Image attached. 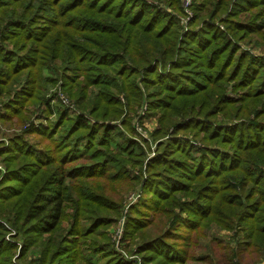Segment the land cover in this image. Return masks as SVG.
Returning <instances> with one entry per match:
<instances>
[{
	"label": "trees",
	"instance_id": "16d2710c",
	"mask_svg": "<svg viewBox=\"0 0 264 264\" xmlns=\"http://www.w3.org/2000/svg\"><path fill=\"white\" fill-rule=\"evenodd\" d=\"M153 1L0 0V100L2 116H7L2 120L24 119L29 106L57 116H48V128L30 130L39 141L17 136L2 153L8 172L0 184V264H14L17 249L5 240L7 226L24 239L18 254L22 262L35 256L31 264H118L110 262V247L100 240L110 220L93 202L86 182L121 180L127 176L122 156H145L128 139L126 145L111 139L119 135L114 123L130 116L119 97L127 99L129 112L143 99L141 75L150 107L159 112L155 134L164 137L173 129L148 164L149 174L159 178L156 183L189 188L199 181L196 172L209 177L201 185L203 198L197 190L193 199L183 201L188 210L198 205L202 220L210 208L201 199L211 201L215 177L227 188L221 202L228 205L245 208L254 196H264V57L249 56L237 45L264 44V0H195L185 34L179 20ZM168 4L184 13L180 0ZM197 65L212 70L207 82L202 73L192 72ZM59 81L80 115L71 118L56 94L45 96ZM231 82L236 99L226 95ZM224 108L226 121L213 124L212 115ZM190 133L194 138L183 141ZM208 138L217 147L203 143ZM180 154H198L190 162L193 169L183 173L190 177L187 183L172 174L188 167ZM228 186L249 191L243 197ZM250 204L256 212L248 219L259 207L257 201ZM254 229L264 231V226ZM153 240L146 247L160 243L154 250L166 260L146 253L148 263H185L165 239Z\"/></svg>",
	"mask_w": 264,
	"mask_h": 264
},
{
	"label": "rangeland",
	"instance_id": "374dc122",
	"mask_svg": "<svg viewBox=\"0 0 264 264\" xmlns=\"http://www.w3.org/2000/svg\"><path fill=\"white\" fill-rule=\"evenodd\" d=\"M169 1L155 0L152 3L176 17L182 27V33H187L190 30V21L194 17L192 7L189 10L183 8L184 13L181 15L169 6ZM180 5L183 7L182 0H180ZM225 17L226 15L223 19ZM219 23L217 22L216 25L221 30H225L224 25ZM246 43L239 42L237 45L249 56L257 59L264 57L263 43ZM191 45V42H189V46ZM211 71L210 68L204 65H197L192 70L198 75L202 73V76H204L203 82L208 81L207 75ZM137 80L138 86L143 93V99L141 101L140 98L141 103L134 104L131 108L132 111L129 112L127 99L124 96V99L121 96L119 97L121 104L127 106L126 114H130V116L129 118L124 116L117 123H114L118 127L115 131H118L119 135L117 137H115L116 135H111V139H117L122 145L129 144L128 139L132 142L131 147L135 150L142 149L145 152V156L139 158L137 153L130 157L122 156L124 160L123 167H125L124 173L127 176H123L121 180L107 181L106 179L95 178L89 184L86 182L87 187L95 195L93 202L103 207V212L110 220L104 226L105 237L100 238L101 241H106L110 247L109 250L112 253L110 262L116 260L118 264H156V261L147 262L146 253L155 254L157 259L166 260L154 250L155 248H160V243L146 247V243L155 242L153 239L160 237V239H165V245L172 247L173 251L179 252L180 256L185 260V263L179 264H264V231L262 229H254L256 225L264 226V196H254L245 208L228 205V202H221V195L227 188L223 189V184H220L218 178L215 177L210 182L217 189L208 194L211 201L201 199L202 203L210 208V213L205 220H202V211L201 209L199 210V206H191L190 210H188L183 208V201L193 199L197 190L200 198H203L204 192L201 191V185L206 184L209 177L199 175L196 172L195 174L199 177L198 182L192 184L189 188L184 186L176 188L172 184L170 186H160V184L156 183L159 179L155 176L157 174H149L148 164L154 159L158 144L171 139L173 129H170L168 135L164 137L155 134L160 129L159 112H153L150 107L148 90L144 87V75L139 76ZM190 84L188 83V85ZM61 86L62 83L59 81L55 86L48 89L45 96L52 97L56 94L58 102H61L62 106L69 110L71 118L80 115V108L62 92ZM233 86L234 83L231 82L226 87V95L231 99H236L239 94L234 93ZM155 88L156 86H153L151 89ZM216 93H219V91H216ZM0 106L1 184L8 172L2 153L10 149V140L23 135L28 141L36 143L39 139L30 130L38 131L42 128H48V116L51 117V120L57 116L56 114L48 115L44 112V107L39 110L37 107L29 106L26 108L28 113L25 114L24 119L8 118L2 120L7 117L5 115L2 116L4 114L2 111V100H0ZM193 109L195 112L199 111V108ZM227 115L228 109L224 108L221 115L213 114L211 121L213 124L222 120L226 121ZM177 119L181 120L179 117ZM240 119L234 120L233 124H239ZM181 135L182 132L177 134L180 137ZM189 135L182 140L186 141V139L192 140V137L194 138L192 133ZM94 141L97 143L98 139L96 138ZM203 143L209 147H217V143L209 138ZM194 144L198 146L199 143L194 142ZM173 145L178 148V145L174 143ZM193 156L196 158L198 154ZM179 157L178 159L184 160L186 162L185 165H188V167L178 166L181 169L174 170L172 174L187 183L190 177L184 176L183 173L187 169H193L190 162L195 158L187 157L184 154H180ZM173 163L175 164V162ZM110 171L112 170L110 169ZM124 177L126 178L123 179ZM162 179L165 182L167 181L165 178ZM145 184H147L146 187H144ZM157 188L160 190L164 189L167 192L161 193ZM229 190L244 197L248 193L249 188L244 187L240 191H236L233 188H229ZM243 200L245 201L244 198ZM253 201L258 202V211L255 213V218L248 219V216L254 215L255 208L250 204ZM72 206V204L68 205L67 211L70 213H72ZM5 209L8 210L9 206H6ZM244 209L246 212H244L241 223H239L240 214L243 213ZM7 228L8 234L5 240L10 244L14 243L17 245V249L14 250L16 253L13 263L31 264L30 260L35 258V256H30L26 262L18 259V254L21 251L20 245L24 243L23 237L18 236L17 231L13 227L7 226ZM143 246L147 252L142 250ZM97 253L100 254L101 252L98 251Z\"/></svg>",
	"mask_w": 264,
	"mask_h": 264
},
{
	"label": "built area",
	"instance_id": "2783aa9c",
	"mask_svg": "<svg viewBox=\"0 0 264 264\" xmlns=\"http://www.w3.org/2000/svg\"><path fill=\"white\" fill-rule=\"evenodd\" d=\"M194 0H182L183 6L186 10H189L193 4ZM1 107V106H0ZM121 230L119 231V235H120Z\"/></svg>",
	"mask_w": 264,
	"mask_h": 264
}]
</instances>
